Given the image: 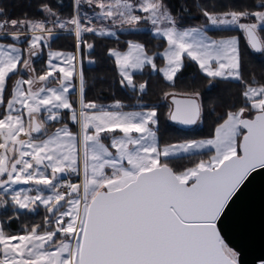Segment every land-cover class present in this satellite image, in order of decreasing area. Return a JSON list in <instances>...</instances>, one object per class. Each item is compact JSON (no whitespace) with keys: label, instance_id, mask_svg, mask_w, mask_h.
<instances>
[{"label":"snow or ice","instance_id":"6c2138e0","mask_svg":"<svg viewBox=\"0 0 264 264\" xmlns=\"http://www.w3.org/2000/svg\"><path fill=\"white\" fill-rule=\"evenodd\" d=\"M84 5L96 22L81 13ZM38 11L42 19H8L0 8V209L45 210L42 224L16 234L0 221V264H240V252L226 242L220 225L252 177L264 175V82L244 79L238 37L212 38L204 25L180 27L166 0H73L66 19L41 0ZM200 14L212 26L238 28L248 48L264 55V0L251 9L204 7ZM144 24L165 42L163 50L150 54L134 40L124 51L109 48L121 87L145 92L147 81L137 85L133 73L146 68L174 87L186 61L209 84L219 79L242 85L240 105L219 117L210 137L161 146L157 108L125 111L118 100L105 106L85 99L78 65L84 57L95 62L87 56L94 44L85 34L115 36L113 27L136 31ZM66 27L75 51L51 50L54 29ZM3 37H27V46ZM45 48L38 72L33 58ZM12 76L17 78L9 88ZM161 98L171 101L168 120L183 126L201 121L199 90L164 91ZM182 154L200 158L177 170L170 160Z\"/></svg>","mask_w":264,"mask_h":264},{"label":"trees","instance_id":"16d2710c","mask_svg":"<svg viewBox=\"0 0 264 264\" xmlns=\"http://www.w3.org/2000/svg\"><path fill=\"white\" fill-rule=\"evenodd\" d=\"M41 0H0V8L4 10V16L8 19H18L28 17L32 19H42V14L38 11ZM51 6L58 12L62 19L72 15V0H48ZM180 21V27H199L206 25V18L200 14V9L207 7L210 11L222 12L229 9H251L255 0H166ZM186 9V10H185ZM4 17H0L3 19ZM207 34L215 39H220L235 35L240 40V51L242 54V73L245 80L255 77L258 81L264 82V55L253 52L248 48L242 33L238 29H207ZM84 39L94 44L93 49L86 50L95 62L89 63L87 57L81 59V71L85 75V99L96 101L101 105H110L115 101H120L124 105L125 111H135L141 108L155 107L158 109L159 123L156 129L158 144L178 143L185 140H199L211 136L212 131L219 120L230 106L240 105V92L242 85L234 80H216L212 84L208 83L205 77L194 62L186 61L181 73L175 79V86L169 85L159 72H152L150 69L133 74L134 81L138 85L147 81L145 92L139 95L132 89L121 87L119 84V74L116 70L113 58L106 53L109 48H117L124 51L127 41L134 40L143 43L148 52H160L163 50L164 41L155 37L151 32H120L116 37L94 36L85 34ZM49 48L55 51L73 52V36L62 34L56 35L49 42ZM45 48L40 56L33 61L38 72L42 71L46 61ZM84 50L82 49V52ZM158 67L163 64L161 57H156ZM24 75V74H22ZM17 77L12 76L9 81V88L12 81ZM75 85V79L73 80ZM199 90L201 101L204 106L202 119L199 125L191 129H182L171 124L167 119L169 108L168 100L161 97L164 91H175L178 94ZM138 91V89H137ZM73 101L76 100L75 88L71 90ZM66 118V117H65ZM75 131V125H69ZM53 130L50 128V131ZM107 143L108 141L105 140ZM198 155L191 158L181 156L170 160L171 166L177 170L191 166ZM206 158V155L205 157ZM16 214L17 218L8 222V218ZM45 210L38 208L36 212L14 210L9 204L5 209L0 210V221L4 222L7 232L20 233L26 227L34 224H42Z\"/></svg>","mask_w":264,"mask_h":264},{"label":"water","instance_id":"95a60500","mask_svg":"<svg viewBox=\"0 0 264 264\" xmlns=\"http://www.w3.org/2000/svg\"><path fill=\"white\" fill-rule=\"evenodd\" d=\"M169 122L182 129L195 126ZM220 226L226 242L240 252V264H259L264 257V175L252 177Z\"/></svg>","mask_w":264,"mask_h":264},{"label":"rangeland","instance_id":"374dc122","mask_svg":"<svg viewBox=\"0 0 264 264\" xmlns=\"http://www.w3.org/2000/svg\"><path fill=\"white\" fill-rule=\"evenodd\" d=\"M80 11H81V13H84V12H87L88 13V15L93 19V21L94 22H96V18L94 17V16H92V12H93V9H91V8H89L87 5H84L81 9H80ZM72 14H73V0H72ZM100 23H103V22H100ZM52 25H49V27H51ZM109 27H110V25H108ZM209 30V29H211V30H215V29H238V28H235V27H231V26H228V27H225V26H221V27H215V26H212V25H210V24H206L205 25V27H204V31L205 30ZM112 30L113 31H115V33H116V35L115 36H105V37H111V38H114V37H116L117 36V34L118 33H120V32H138V31H148V32H151L152 33V29H151V25L150 24H144V25H141V27L138 29V30H136V31H133V30H130V29H127V28H121V27H119V26H116V27H113L112 28ZM239 30V29H238ZM240 31V30H239ZM56 32H58V33H56ZM206 32V31H205ZM62 34H67V35H71V36H73V39H74V35H73V32L70 30V28L69 27H66L65 29H58V28H56V29H54V35H62ZM153 34V33H152ZM243 35V34H242ZM155 37H157V36H155ZM158 38H160V37H158ZM224 38H226V37H224ZM126 50V49H125ZM48 50H46V52H47ZM74 51H75V40H74ZM73 51V52H74ZM73 52H69V53H73ZM40 56V55H39ZM163 66V64L160 66V67H162ZM78 67H79V69H81V62H80V64L78 65ZM198 67V66H197ZM199 70V69H198ZM139 72H141V71H136V72H134L133 74H135V73H139ZM161 74V73H160ZM162 75V74H161ZM163 77V76H162ZM235 81V80H234ZM168 83V82H167ZM128 89H130V88H128ZM78 91H79V87H75V93H76V98H77V95H78ZM167 101V100H166ZM169 103V102H168ZM169 105H170V103H169ZM199 125V122L193 127V128H195V127H197ZM157 143H158V140H157ZM163 146V145H162ZM181 156H186L185 154H182ZM73 182H75V181H73ZM28 187H31V185H16V186H14V188H16V189H20V188H28ZM6 207H4V208H2V209H5ZM39 208H43L42 206L41 207H39ZM2 209H0V210H2ZM16 210H18V209H16ZM37 211V210H36ZM35 211V212H36ZM29 213H34V212H29Z\"/></svg>","mask_w":264,"mask_h":264},{"label":"crops","instance_id":"0c3cea01","mask_svg":"<svg viewBox=\"0 0 264 264\" xmlns=\"http://www.w3.org/2000/svg\"><path fill=\"white\" fill-rule=\"evenodd\" d=\"M56 33H58V32H56ZM56 35H53V37L52 38H54ZM51 38V39H52ZM50 39V40H51ZM50 40H49V42H50ZM2 42H4V43H15V44H17V46H19V47H21L22 49L23 48H25L26 46H27V37H22L20 40H18V41H11L8 37H3L2 38ZM53 51H55V50H53ZM48 52V51H47ZM47 52H46V59H47ZM60 52H62V51H60ZM63 53H65V54H67V53H69V52H63ZM39 56H37V57H34L33 58V61L35 60V59H37ZM25 75V77H26V74H24ZM75 86L76 87H79V80L78 79H75ZM75 131H77V128H76V126H75ZM74 131V132H75Z\"/></svg>","mask_w":264,"mask_h":264},{"label":"built area","instance_id":"2783aa9c","mask_svg":"<svg viewBox=\"0 0 264 264\" xmlns=\"http://www.w3.org/2000/svg\"><path fill=\"white\" fill-rule=\"evenodd\" d=\"M71 179H72L73 181H75V182H76V180H77V177H76L75 175H73V176L71 177Z\"/></svg>","mask_w":264,"mask_h":264}]
</instances>
